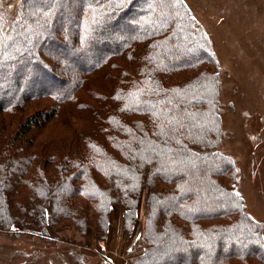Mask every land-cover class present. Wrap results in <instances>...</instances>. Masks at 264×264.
Masks as SVG:
<instances>
[{
	"label": "trees",
	"instance_id": "16d2710c",
	"mask_svg": "<svg viewBox=\"0 0 264 264\" xmlns=\"http://www.w3.org/2000/svg\"><path fill=\"white\" fill-rule=\"evenodd\" d=\"M6 1L0 0V14L12 37L6 43L14 44L0 46V75L15 84L0 87V116L36 99L51 98L55 105L31 113L2 136L11 146L4 144L0 153V227L8 230L20 221L49 232L75 220L79 197L88 203L79 226H90L86 216L92 211L102 232L111 206L125 211L126 226L140 217L141 207L144 253L131 264H264V247L257 243L264 241L260 225L249 218L235 191L238 169L218 152L224 132L213 46L186 3L77 0L73 13L55 0L52 14L44 17L53 0H22L11 17ZM67 15L70 25L56 26ZM132 18L138 26L131 25ZM109 26L127 32L116 36ZM56 52L71 60L67 75V63L51 56ZM78 66L76 74L72 69ZM103 67L113 90L104 96L93 91L100 98L93 99L102 103L98 112L87 109L90 132L97 135L73 138L52 180L34 163L31 136L46 129L62 105L77 102L86 79ZM170 116L182 121V134L164 147L154 123L167 124ZM153 146L164 156L146 163L154 156ZM168 157L184 162H167ZM53 160L54 154L46 157L44 166ZM32 168L38 170L36 179ZM23 186L33 195L15 199ZM17 200L20 213L15 212Z\"/></svg>",
	"mask_w": 264,
	"mask_h": 264
},
{
	"label": "rangeland",
	"instance_id": "374dc122",
	"mask_svg": "<svg viewBox=\"0 0 264 264\" xmlns=\"http://www.w3.org/2000/svg\"><path fill=\"white\" fill-rule=\"evenodd\" d=\"M21 1L5 2L4 7L12 14L11 17H15L13 13ZM61 1L73 13L79 6L77 0ZM183 1L211 41L217 61V66L212 69H215L219 77L221 125L224 132L218 152L230 157L238 169L235 191L242 198L249 218L260 225L264 240V0ZM30 3L34 4L32 1ZM68 15L59 20L56 26H69L71 18ZM131 25L138 26L134 18L131 19ZM108 29H113L112 33L116 36L127 32L122 26H109ZM59 39L67 42L60 36ZM69 42L72 45L71 40ZM84 53L92 60L97 59L91 51L86 50ZM51 56L65 61L67 64L63 70L64 73L68 72L71 67L68 57L59 52ZM80 68L78 66L72 71L81 73ZM105 68H100L86 79L89 84L78 92L77 102L62 105L55 120L46 129L31 136V150L36 159L34 163L45 168L52 180H57L59 162L71 148L73 138L95 134L90 132L93 125L90 126L92 121H89L87 109L90 107L92 110L93 107L98 112V105L102 103L96 101L100 98L95 97L93 91L104 96L113 90V85L104 76L102 69ZM172 80L175 83L181 81L178 78ZM14 84L13 79L7 78V75H0V87H13ZM100 85L104 88L100 89ZM88 86L93 87L92 92L88 91ZM53 105L55 101L51 98L36 99L21 110L16 108L4 112L0 116V153L6 145L11 146L10 140L3 138V135L13 133L20 121L31 113ZM53 154L55 160L44 166L45 158ZM32 171L36 179L38 170L32 168ZM30 190L23 186L21 193H15V199L28 198L34 193ZM77 200L80 205L75 220H64L65 225L54 226L49 232L44 233L38 226L26 228L20 221H15L8 230L1 226L0 264H131L144 253L142 238L145 219L141 207L140 217L132 225L129 222L126 226L125 211L111 206L107 229L102 232L98 225V215L92 211L86 216L90 226H79L78 220L85 217L83 213L88 203L79 197ZM15 212H21L18 200Z\"/></svg>",
	"mask_w": 264,
	"mask_h": 264
},
{
	"label": "snow or ice",
	"instance_id": "6c2138e0",
	"mask_svg": "<svg viewBox=\"0 0 264 264\" xmlns=\"http://www.w3.org/2000/svg\"><path fill=\"white\" fill-rule=\"evenodd\" d=\"M54 7H55V0H53L52 6L49 7L47 9V11L43 12L44 17L50 16L52 14V9ZM45 23H47V20H45ZM11 40H12V37L9 33H7V29L5 28V18L3 16V14H0V46H3L5 48L12 47L14 44V41H13V44L6 43V41H11ZM83 43H84V38L81 39V44H83ZM16 50L18 51L19 49H16ZM138 92L142 93V90H138ZM129 94L132 95L133 93H129ZM116 98L119 99V97H116ZM136 98L138 100L139 96H137ZM151 112L153 114H155V112H156L154 105L151 107ZM157 120H158V118H157ZM169 125H171V127H169ZM154 127L156 129H158L157 136H158V138H160L161 144L164 147H167L168 140L171 137L175 136L178 132L182 134L181 129L183 128V123L176 116H170L167 119V124H165L162 121L161 122H155ZM140 143L141 144L145 143V140L142 139L140 141ZM148 143L151 144V141L149 140ZM177 143H179V141H177ZM153 152H154L153 158L145 161L146 163H153L154 164V163H156V161L159 158L164 156L163 149H160L159 151H157L155 146H153ZM133 159H135L134 156H133ZM167 162L179 164V163H183L184 161H176L172 157H168ZM139 166L140 165H138V167ZM237 195H239V193H237ZM257 243L261 247H264V241H257ZM129 251H131V249H129Z\"/></svg>",
	"mask_w": 264,
	"mask_h": 264
}]
</instances>
